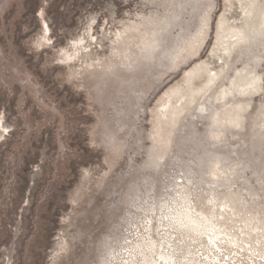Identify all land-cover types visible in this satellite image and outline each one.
<instances>
[{
	"label": "rangeland",
	"instance_id": "rangeland-1",
	"mask_svg": "<svg viewBox=\"0 0 264 264\" xmlns=\"http://www.w3.org/2000/svg\"><path fill=\"white\" fill-rule=\"evenodd\" d=\"M247 7L0 0V264H122L184 213L264 228V27L228 54L219 33L264 0ZM189 83L206 90L161 123Z\"/></svg>",
	"mask_w": 264,
	"mask_h": 264
},
{
	"label": "bare ground",
	"instance_id": "bare-ground-1",
	"mask_svg": "<svg viewBox=\"0 0 264 264\" xmlns=\"http://www.w3.org/2000/svg\"><path fill=\"white\" fill-rule=\"evenodd\" d=\"M243 2H245V0H243ZM256 2L257 0H249V8L247 7L249 10H246L248 11L247 12L248 15L245 14L247 15L245 16L246 18L251 13L255 14L254 12L255 8L253 7L256 5ZM251 22L246 21V23L242 27H236L234 25H231L229 20L227 19H223L220 22L219 27L222 28L219 29L222 31L219 33L224 34L221 35L220 42L221 43L224 42L226 44L225 48L224 46L222 47L224 48V51L227 54L232 50L233 46L245 42L247 39H249L250 31L248 30L253 28L251 24L256 25L257 29L264 27V10L260 12L258 15L257 14L254 15ZM136 25L132 26L131 30L140 32L139 35L140 37L141 25L139 24L138 26ZM123 36L124 35L121 34L120 37L122 38V41L120 42L124 43L125 40L128 39L131 35H127L125 39H123L124 38ZM73 46L75 48V45ZM83 46H86V44ZM77 47L78 48H76V53L74 55L67 54L68 60H72L74 57H79L81 59L84 55H86L85 53L82 52L83 49L82 45L77 44ZM75 63L76 61L74 62V64ZM86 63H88V61H86ZM204 74H205L204 79H207L209 83L214 84V82L216 81L215 78L218 76V74H215L213 77L211 76V71L209 70H206ZM256 80L257 78L255 77H249V79L245 83L238 85L237 91L239 92V94L242 96L251 95L252 94L251 89H254L253 88L255 87L254 82ZM204 89L203 88L195 89L193 88L191 83L188 84L184 92L177 93L176 91L177 95L176 93H174L175 90L173 91L172 89L173 93L178 99L176 103H172L171 100L169 101L167 99L169 101L168 102L169 105L168 107L164 105L165 111H162L160 113V116H158L160 122L162 123L163 121L165 122L167 121L166 125L174 122V119L175 118L177 119V116L184 110V105L187 104V101L185 100L188 97H189L188 99H191L192 97L195 99L194 95L201 94V92L204 93L205 92ZM207 89L209 92L208 86ZM172 96H169L170 99L175 98L174 95ZM192 101H188V102H192ZM178 104H180V106ZM183 112H185V110ZM235 115H236L235 117L238 118L239 115L237 113H235ZM160 122H158L159 125ZM221 207H223L225 210H223L224 211L223 213H220L221 212L220 210L218 216L219 217L221 216L224 219L225 217H227V219L231 220L230 216L233 210L226 209L227 204H224ZM182 215L184 216V218L180 219V221H177L178 223H180L179 230L172 233L169 232L168 234L165 235L167 237L165 238L163 237L164 240L166 239L165 240L166 243H164L166 245L164 246H162L161 244L159 246L156 245V242L153 241L154 238L153 240L148 241L147 244L145 243L146 245H140L138 243L139 244L138 246L133 247L134 250L136 251L130 252L129 249H127L129 251L126 250V252L124 253L125 255L123 257L122 264H264V228L263 227L249 226L247 228H243L241 226L235 225L234 227L229 228L227 227L228 224L225 221L221 222L219 218H217L216 222L209 223L208 225L206 223L209 221V218L206 216L205 213H202L204 218L200 220L199 218H197V216L190 215V213H184ZM190 232L193 233L189 235ZM145 235H147V232L145 233ZM187 239H189L188 242Z\"/></svg>",
	"mask_w": 264,
	"mask_h": 264
}]
</instances>
